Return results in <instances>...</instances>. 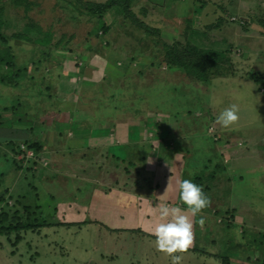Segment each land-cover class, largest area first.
Instances as JSON below:
<instances>
[{"label":"rangeland","instance_id":"374dc122","mask_svg":"<svg viewBox=\"0 0 264 264\" xmlns=\"http://www.w3.org/2000/svg\"><path fill=\"white\" fill-rule=\"evenodd\" d=\"M33 1L28 12L0 1L9 53L28 69L21 83L0 81V194L12 208L19 200L36 206L49 224L0 235V264H171L153 235L161 203L181 207L193 224L192 245L176 253L181 264H223L224 256L232 264H262L264 85L248 78L264 75L257 23L264 0H222L215 15L214 7L202 11L200 0H130L131 15L110 10L103 17L107 29L97 34L98 21L82 7ZM138 20L159 27L163 39L188 37L199 47L227 50L236 75L184 85L163 63L160 36L146 34ZM30 24L40 28H31L30 36L49 35L50 42L10 37ZM4 46L0 42V51ZM231 104L238 105L239 119L225 129L216 118ZM67 115L80 122L78 133L96 134L97 144L41 154L43 145L67 144L49 131L55 118ZM87 116L97 118L91 124ZM71 121L59 124L63 138L76 130ZM213 129L217 139L208 135ZM26 140L41 145L37 153L26 149ZM18 144L24 152L13 151ZM181 179L202 186L210 199L196 216L179 199ZM106 187L127 194L117 201ZM108 199L123 210H107ZM143 202L146 210H132Z\"/></svg>","mask_w":264,"mask_h":264},{"label":"trees","instance_id":"16d2710c","mask_svg":"<svg viewBox=\"0 0 264 264\" xmlns=\"http://www.w3.org/2000/svg\"><path fill=\"white\" fill-rule=\"evenodd\" d=\"M3 1V0H0ZM15 3L16 7H22L25 12H28L32 9L33 5H36L37 3L33 0H11ZM69 4H72V6L76 9L79 7H82L83 10L87 15L93 16L96 21H98V27L95 29V33L102 29L106 30L107 27L104 24V15L107 14L110 10L118 8L122 13L125 14V17L128 15H131V11L129 10L130 6V0H105L103 2H93V1H87V0H66ZM2 7H0V29L4 24V20L1 18L2 16ZM231 20H236L235 17H233ZM237 23L240 25L244 23V21L236 20ZM221 22V20H220ZM240 22V23H239ZM257 23L259 24L258 27H260V33L264 35V17H260L257 20ZM138 28H141L145 31L146 34L150 36H154L155 34L159 37L160 36V29L159 27H155L152 25L147 24L146 22L142 20H138L136 22ZM219 24V23H218ZM39 26V25H38ZM35 24L25 25L22 30L18 32H13L10 37L16 38V39H24V40H30L34 42L35 44H48L50 42V36L45 35V37L37 36L38 34H35L36 36L32 37L29 35L30 29L34 28L38 32H40V28ZM241 26V25H240ZM9 36L2 32L0 30V42H2L5 46V50L0 51V81L5 83L6 85L12 84L15 85L16 83H21L20 81L23 79H26L27 77V71L28 69L20 68L21 64H17L16 57L14 58L12 54L9 53L10 45L9 43ZM151 37V38H152ZM161 46L163 48V63L167 65L168 68H173L174 70L172 74L177 73V75H180L186 82H184V85H189L190 82L189 79H193L197 81L200 84H209L212 78L215 77H228L231 75H236V73H231V67H229V64H231V60L228 56L229 52L227 50H217V49H211L206 47H199V45L194 44V41L191 38H184V39H178V40H166L163 39L161 36ZM158 40V38H157ZM159 41V40H158ZM190 41V42H189ZM193 42V43H191ZM196 43V42H195ZM231 42H229L230 44ZM151 54L147 57L150 58L152 55H154V50H152ZM139 55V52L136 54ZM134 55L131 57V62L134 61ZM152 58V57H151ZM130 62V63H131ZM139 62V60H138ZM145 63V60L142 61ZM132 65V64H129ZM27 66V65H26ZM27 69V70H26ZM21 70V71H20ZM24 71V73H22ZM123 72V71H122ZM132 71L130 72L131 75ZM124 74V72H123ZM230 74V75H229ZM32 77V76H31ZM249 80L256 82L259 84L264 85V75H250L248 78ZM182 84V83H181ZM192 84V83H191ZM35 92V91H34ZM94 100V98H93ZM101 103V102H100ZM104 105V104H103ZM99 110L103 113L104 108ZM106 112L108 113V107L105 108ZM96 113V112H95ZM98 113V110H97ZM66 115V114H65ZM96 116V114H93ZM103 116L105 114H102ZM95 116H87V119H91L93 122L95 120ZM9 120V119H8ZM54 121V120H51ZM65 121L66 123L69 122V118L65 116L63 119L55 118V124L51 125L54 130L58 129L60 130L59 124ZM76 126V130H80V122H72ZM87 124L90 125V123L87 122ZM156 125H159L156 123ZM66 126L65 128H67ZM209 129V128H208ZM208 129L206 127V132H208ZM31 130V127H30ZM177 133L178 132V129ZM60 132V131H59ZM168 132V131H167ZM213 133L208 135L212 138L216 136L215 134H218L216 129H213ZM217 139V136L215 137ZM180 141V139H179ZM213 141V140H212ZM2 142V141H1ZM174 141L172 140V145L174 146ZM26 144V149L32 150L33 153H37V150L41 148V145H39L36 141L30 142L29 140L24 141ZM164 143H168L165 141ZM170 144V143H169ZM133 146H137V143L131 144ZM20 144L16 145V149L14 148V152L18 153L21 151ZM137 151V153H139ZM141 153V152H140ZM142 154V153H141ZM114 157V158H113ZM112 159L118 160L120 158H117L116 156H113ZM145 156H142V160H144ZM125 159V158H124ZM196 177H193L195 180ZM22 199L23 196H20ZM5 199V193L0 194V202H6ZM21 202V200H19ZM18 201L19 205L16 203L15 207L12 208V206H8L6 202V208H0V235H9L13 232L19 233L21 230H25L28 228H37L42 225H47L49 222L45 219H39L37 210H33L36 208V206H32L30 204H24ZM14 208H16L14 210ZM11 209V210H10ZM59 223V222H57ZM20 235L17 234L16 238H19ZM223 264H232L229 257H221ZM264 264V261L262 262Z\"/></svg>","mask_w":264,"mask_h":264},{"label":"clouds","instance_id":"9594fccd","mask_svg":"<svg viewBox=\"0 0 264 264\" xmlns=\"http://www.w3.org/2000/svg\"><path fill=\"white\" fill-rule=\"evenodd\" d=\"M239 107L231 104L223 109L216 120L223 128L228 129L239 119ZM179 199L187 206V212L196 216L206 208L210 199L202 186L191 179L179 181ZM159 222L156 223L153 235L158 251L167 253L171 257V264H181L183 257L176 253L186 252L193 242V224L189 215L179 206L161 203L158 208ZM203 220L201 219V223Z\"/></svg>","mask_w":264,"mask_h":264},{"label":"crops","instance_id":"0c3cea01","mask_svg":"<svg viewBox=\"0 0 264 264\" xmlns=\"http://www.w3.org/2000/svg\"><path fill=\"white\" fill-rule=\"evenodd\" d=\"M201 1V5L203 6L202 7V11H203V9L205 8H208V7H211V8H213V9H210V12L213 14V15H215V14H217V12H216V7L218 8L219 6H220V3L222 2V0H200ZM200 11V10H199ZM207 11H205L204 10V13H206ZM173 73V72H172ZM75 101H76V99L74 100V99H72V100H68V103H69V106H70V108H74L75 110H76V104H75ZM62 101L60 100V103H61ZM65 113V112H64ZM67 118H69V120H71V119H73V121H71V122H76V120H75V118H73L72 116H68L67 115ZM53 119V118H52ZM60 119H63L62 117H60ZM87 119V118H86ZM89 123V122H88ZM93 122H91V124H92ZM86 125H87V122H86ZM89 126V124L87 125V127ZM68 130V129H67ZM70 130V129H69ZM83 130V132L82 133H78V130H75L74 132H72L73 134H70V135H72V136H70L69 135V133L71 132V131H69L68 133H67V136L65 137V138H63V136H62V134H61V132H59L58 131V129H56L55 131H54V136H56V140L57 141H59V139H60V142H61V144L63 145V142L65 141V142H67V144L66 145H63V146H57V147H53L52 145L51 146H44L43 145V149H42V153L41 154H44V155H48V153H49V151H47V150H56V151H59L60 149H58V148H61V151L63 152V151H69V150H67V148L68 147H70V148H78V147H82L84 144H86V147L88 148L89 147V145H90V143L91 144H97V140H96V136H92V135H96V134H93V133H87L84 129H82ZM87 130H88V128H87ZM49 131H51V129L49 130ZM58 132V133H57ZM92 132H93V130H92ZM53 136V137H54ZM110 139H112V138H110ZM83 142H85V143H83ZM80 143H82V144H80ZM109 145H111V144H109ZM54 148H57V149H54ZM63 148V149H62ZM107 149V148H106ZM76 151V150H75ZM225 151V150H224ZM37 155H39V154H37ZM150 157H153V155H151ZM111 159H112V157H110ZM124 159V158H123ZM148 159V158H147ZM113 160H115V159H113ZM116 161V162H115ZM115 161H111V162H115V163H119V161L118 160H115ZM114 164V163H113ZM149 165H151V164H149ZM153 165V164H152ZM154 166V165H153ZM157 168V167H156ZM171 168V167H170ZM158 169V168H157ZM156 173L157 172H155V175H156ZM160 173H162V172H160ZM171 175H172V173H171ZM155 177V176H154ZM157 177L158 176H156L155 178H153L154 180L155 179H157ZM161 180H163L164 181V178L163 177H159ZM94 189V187L92 186V190ZM103 190H105V191H107L108 193L110 192L111 194H117V196H113V198L116 200V199H118L119 197L121 198L122 197V195H126L127 194V189H123V188H117V190H115V188H112V187H106L105 189L103 188ZM102 190V191H103ZM113 192H115V193H113ZM119 196V197H118ZM128 200L131 198V195L129 194L128 195ZM117 201H120V199H118ZM140 206H141V208L139 209V208H134V209H132V210H146V208L145 207H147L148 205H146L145 206V204H147L146 202H143L142 204L141 203H138ZM93 207V206H92ZM89 208H91V204H90V207ZM118 208H120L117 204H116V201L114 202V203H111L110 201H109V199H108V205H107V207H106V209L107 210H111V209H114V210H117ZM121 210H123V208H120ZM126 209V208H125Z\"/></svg>","mask_w":264,"mask_h":264}]
</instances>
